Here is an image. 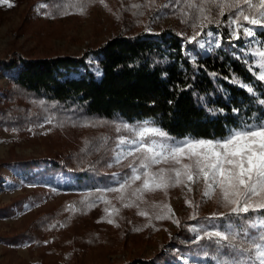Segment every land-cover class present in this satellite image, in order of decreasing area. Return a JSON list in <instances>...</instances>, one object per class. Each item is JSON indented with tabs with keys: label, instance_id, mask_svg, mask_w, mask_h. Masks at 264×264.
Masks as SVG:
<instances>
[{
	"label": "rangeland",
	"instance_id": "1",
	"mask_svg": "<svg viewBox=\"0 0 264 264\" xmlns=\"http://www.w3.org/2000/svg\"><path fill=\"white\" fill-rule=\"evenodd\" d=\"M168 3L169 0H7L0 3V57L84 55L116 35L155 33L165 28L192 37L191 14L195 10L185 9L190 15L182 17L165 8ZM37 5L46 7L37 10ZM79 7H83L82 12ZM212 14L216 17L215 8ZM219 19L223 23L224 18ZM218 35L221 43L222 36ZM201 50L210 51L207 44ZM89 62L97 61L91 57ZM13 75L0 66V264L156 260L176 250L177 243H195L190 227L214 212L225 211L218 207L216 196L203 198V182L191 185V191L174 187L166 193H143L142 198L131 195L137 182L123 194L124 199L120 192H105L99 199L98 193L86 196L70 188L69 178L52 181L40 167L19 165L21 160L45 156H60L71 165L94 162L107 176L103 188L112 185L114 173L123 175L128 171L124 167L128 161L117 165L112 160L117 136L125 135L116 131L120 121L93 117L40 98L14 85ZM186 201L199 205L196 219H191L193 207ZM106 208L118 212L107 214ZM157 214L170 218L157 219ZM179 264L205 263L182 259Z\"/></svg>",
	"mask_w": 264,
	"mask_h": 264
},
{
	"label": "trees",
	"instance_id": "2",
	"mask_svg": "<svg viewBox=\"0 0 264 264\" xmlns=\"http://www.w3.org/2000/svg\"><path fill=\"white\" fill-rule=\"evenodd\" d=\"M223 18L225 21L227 16ZM204 31L220 33V47L205 53L195 41L186 40L175 29L165 28L155 33L116 35L84 55L28 58L11 54L0 57V66L14 72V85L93 117L130 123L152 121L175 138L221 136L240 119L253 113L259 115L249 94L230 78H242L257 87L262 82L232 55L233 51L240 52L241 44L247 46L246 41L230 39L223 23L208 24ZM201 38L203 35L197 37ZM91 57L97 62L90 63ZM234 108L240 109L238 115ZM18 163L27 168H42V173L52 181L57 177L69 178L70 188L86 196L97 194L107 178L94 162L71 165L60 156ZM248 215L255 219L260 213ZM205 222L206 219L196 223ZM218 255L212 241L201 239L191 245L177 243L176 250L156 260L137 258L123 264H179L182 259L218 264Z\"/></svg>",
	"mask_w": 264,
	"mask_h": 264
},
{
	"label": "snow or ice",
	"instance_id": "3",
	"mask_svg": "<svg viewBox=\"0 0 264 264\" xmlns=\"http://www.w3.org/2000/svg\"><path fill=\"white\" fill-rule=\"evenodd\" d=\"M3 2L7 0H0ZM41 7L46 5H37V10ZM164 7L182 17L190 15L185 9H194L195 13L191 14L193 35L185 39L195 41L202 49L207 44L210 51L220 47L219 35L214 31L205 33L203 28L208 24L219 26V17L227 14L223 24L229 38L247 42V46L240 45L239 53L233 51V57L262 83L257 87L242 78L230 79L249 94L252 103L258 106L259 115L253 113L228 127L225 134L211 137H171L148 120L118 122L117 133L125 135L117 136L112 160L117 165L128 161L124 165L128 171L123 175L114 173L112 185L115 186L98 188V198L103 199L105 192H120V198L124 199L123 194L137 182L138 186L131 193L137 198L157 190L166 193L174 187H187L191 191V185L203 182V198L216 196L218 207L225 211L212 213L203 225L191 226L193 242L212 241L220 253L218 264H264V91L260 90L264 88V0H169ZM213 8L216 17L212 14ZM78 10L82 12L83 7ZM196 28L201 32H196ZM202 33L204 39L198 40ZM233 112L238 115L240 109L234 108ZM186 203L193 207L191 219H196L199 205ZM105 212L115 214L118 210L106 208ZM251 212H259V218L248 215ZM140 214L147 216L146 212ZM156 218L170 217L157 214ZM217 220L222 223H215ZM173 222L179 225L178 220Z\"/></svg>",
	"mask_w": 264,
	"mask_h": 264
}]
</instances>
